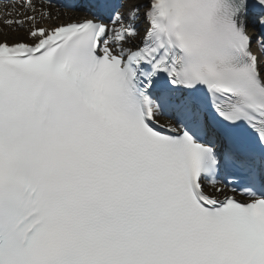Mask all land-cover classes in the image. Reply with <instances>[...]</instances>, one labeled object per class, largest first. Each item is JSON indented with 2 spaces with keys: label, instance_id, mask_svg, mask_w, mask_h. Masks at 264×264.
Returning <instances> with one entry per match:
<instances>
[{
  "label": "snow or ice",
  "instance_id": "1",
  "mask_svg": "<svg viewBox=\"0 0 264 264\" xmlns=\"http://www.w3.org/2000/svg\"><path fill=\"white\" fill-rule=\"evenodd\" d=\"M0 25V264H264V0Z\"/></svg>",
  "mask_w": 264,
  "mask_h": 264
},
{
  "label": "bare ground",
  "instance_id": "2",
  "mask_svg": "<svg viewBox=\"0 0 264 264\" xmlns=\"http://www.w3.org/2000/svg\"><path fill=\"white\" fill-rule=\"evenodd\" d=\"M0 10H2V7H0ZM0 29H2L4 33L8 34L10 38L16 35L15 33H12L9 29L4 27L3 25H0Z\"/></svg>",
  "mask_w": 264,
  "mask_h": 264
}]
</instances>
